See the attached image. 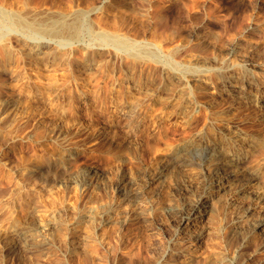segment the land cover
<instances>
[{"label":"rangeland","instance_id":"obj_1","mask_svg":"<svg viewBox=\"0 0 264 264\" xmlns=\"http://www.w3.org/2000/svg\"><path fill=\"white\" fill-rule=\"evenodd\" d=\"M29 12H83L79 34L7 18ZM222 128L263 142L227 137L245 177L178 232L205 170L169 155ZM263 160L264 0H0V264H264Z\"/></svg>","mask_w":264,"mask_h":264},{"label":"bare ground","instance_id":"obj_2","mask_svg":"<svg viewBox=\"0 0 264 264\" xmlns=\"http://www.w3.org/2000/svg\"><path fill=\"white\" fill-rule=\"evenodd\" d=\"M7 18L14 25L18 26L19 28L30 31L32 33L33 32H41V33L45 32L51 35H59L60 32H63L62 30H66V32H68L67 36L68 35L76 36L79 34V31H80L81 21L83 18V12H78L72 21H68L63 16L58 15V14L45 13V14H38V15L34 14L33 15L30 12L26 14L10 13L7 15ZM115 38L121 43L127 42L123 37L115 36ZM250 63L251 62L249 61L235 62V64L232 66L233 69H235L233 72H229V70H222L217 75V77L220 80H222V82L229 83V85L235 84L241 80L242 81L252 80L254 75L252 76V74L241 73L240 70L239 71L236 70L239 67L247 71V69H249L250 67ZM188 74L200 76L199 74L193 73L191 71ZM200 79H203V78L200 77ZM245 98L248 99L249 96H245ZM233 132L235 133H233L230 136L227 130L222 128L220 130L221 134L214 136V137H207L203 133H200L196 137L195 141H191L190 143L181 144L171 151L169 155V159L166 164L171 163V161H177V162L182 163L183 165L184 164L183 162L186 159V157L195 156V154H197L198 157L200 158L201 166L205 170L204 172V175H205L204 176V186H205L204 193L202 192L203 193L202 197L197 196V198L195 200H192V202L188 205L191 212H188L189 210L187 211L185 209L186 206L183 208H179L177 211L173 210L176 212L175 215L177 216V218H179L180 221H182L185 218H189L184 228L183 227L178 228V232L184 231V229H190L191 227L189 228H185V227H187L188 225H191L193 227L196 225L197 221L209 220L215 213L214 201H215L216 196H219L220 198L225 197L223 195H226V192H228L227 188L231 187L230 186L232 185L231 183L232 182L235 183L234 181L238 179L239 177H242L243 175L245 177L246 167L245 165H241L240 162L241 160H245L246 156H243L242 154H239L236 151L231 152L230 150H228V148L226 147L227 144L225 145L226 139L232 138L236 142L244 141L247 145L248 150H250L251 148H256L258 145L260 146L263 140L257 135L244 136L238 130H234ZM260 159H263V158H260ZM260 159L257 162H261ZM251 164L252 166L256 165L255 162H252ZM257 165L255 166L254 170L257 169L258 167ZM252 166H249V168L250 167L252 168ZM157 177L158 179H161L163 177L162 173L157 174ZM246 180L247 179L243 181L245 184H246ZM209 184H210V188L208 186ZM236 190H237V187H236ZM226 198H223V202L221 203L231 204L230 201L226 200ZM199 208H202L203 210L200 213L195 214ZM257 226L258 228H260V230H263L264 218H262L258 222ZM178 232L177 234H179ZM18 235H19V239L25 241L26 243V237L22 236L23 234L19 232H18ZM206 235H207L206 231L189 233V235L184 240L185 241L184 243L186 244L185 247L193 246V244L200 243L203 239H205Z\"/></svg>","mask_w":264,"mask_h":264}]
</instances>
